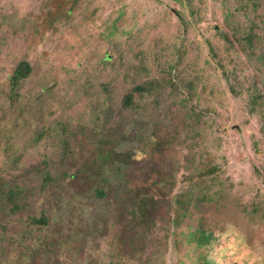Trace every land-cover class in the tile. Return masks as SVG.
<instances>
[{
  "label": "rangeland",
  "instance_id": "rangeland-1",
  "mask_svg": "<svg viewBox=\"0 0 264 264\" xmlns=\"http://www.w3.org/2000/svg\"><path fill=\"white\" fill-rule=\"evenodd\" d=\"M243 1L0 0V264L43 243L58 264H231L229 222L264 245V0ZM98 147L124 198H92ZM80 225L103 234L58 239Z\"/></svg>",
  "mask_w": 264,
  "mask_h": 264
},
{
  "label": "trees",
  "instance_id": "trees-1",
  "mask_svg": "<svg viewBox=\"0 0 264 264\" xmlns=\"http://www.w3.org/2000/svg\"><path fill=\"white\" fill-rule=\"evenodd\" d=\"M246 6L245 8H249L254 4V2H256V0H244L243 1ZM252 30L248 31L247 37H250L251 34L253 32H251ZM30 71L31 68L29 66V64L25 61H21L17 64V66L14 68V70L12 71V75L9 77L8 83H9V94L8 97H14L17 95V91L21 85V83L30 75ZM132 100V96L131 95H127L125 97V102L126 103H131ZM93 144L96 146L97 144L95 142H93ZM127 151H130V148L127 149ZM96 153V157L95 160L92 161V165L91 166H87L85 168V171L83 172L84 177L87 178V184L92 186V192H93V196L92 198H97L100 199L102 201L108 199V198H115L117 200H119L120 197L124 198L123 196L126 195L128 190V187H126L125 185H128V183L123 184L121 181H116L113 182V180L109 177L112 175H116L120 178L123 179V175L121 173H118L115 171V173H113V165L111 167L108 166V162L106 159V156L100 151V148L98 147L95 151ZM82 174V173H81ZM75 176V175H72ZM70 180H77L75 178H71ZM98 180V182H97ZM81 189V188H80ZM80 189H76V190H80ZM74 193V192H73ZM122 193H124L122 195ZM3 194H5L6 197L9 198V200H11L12 203V207H11V212L14 213L15 211L19 210L21 207L18 205V202H16L15 197L17 196L18 192L16 190V188H12L9 191H4ZM76 194V193H74ZM15 199V200H14ZM114 199V200H115ZM178 204V202H177ZM3 207V205H2ZM144 207V206H143ZM143 207H141L143 209ZM108 213H110V210L108 211ZM32 219V218H31ZM32 223L35 225H41V226H48L49 224V218H45V217H39V218H33L32 219ZM176 224V223H173ZM84 227V228H83ZM86 228V229H85ZM71 230H69V233L66 235H62V232L58 233V239L61 241V239H63V243L67 244L69 242H73L72 239L73 237L78 238V241H82V240H86V239H92L90 241H95L93 239L96 238V236L101 235L103 233H99L98 229L99 227L97 225H91L90 227L87 225H80L77 228H70ZM193 237L196 239L197 242V246H202V245H207V242H209L208 240L210 239V237H206L204 235L198 236L195 233L191 232ZM92 243V242H91ZM94 243V242H93ZM59 244V242H58ZM75 244H77V242H75ZM82 244V243H80ZM57 245V242H56ZM82 250L86 249L88 246L89 248H91L90 244H82L81 245ZM95 246V245H94ZM96 247V246H95ZM78 250H80V248H78ZM93 248L90 250L92 251ZM28 252H29V257L32 259H36L37 262L39 263H45V264H58L59 259H60V254L59 252L57 253H53V244L52 243H43L40 247H33V245H31V247L28 248ZM74 255L77 254V252H73ZM114 254V252H113ZM28 255V254H27ZM56 259V260H55ZM95 260L92 261V263L88 262L86 264H97L98 263V257L94 258ZM51 260H53V262L51 263ZM58 262V263H57ZM65 262V261H63ZM66 263V262H65Z\"/></svg>",
  "mask_w": 264,
  "mask_h": 264
},
{
  "label": "clouds",
  "instance_id": "clouds-1",
  "mask_svg": "<svg viewBox=\"0 0 264 264\" xmlns=\"http://www.w3.org/2000/svg\"><path fill=\"white\" fill-rule=\"evenodd\" d=\"M218 239L224 245L225 259H230L231 264H264V245L258 241L249 244L246 236L231 222L225 225ZM128 264L135 262L129 261Z\"/></svg>",
  "mask_w": 264,
  "mask_h": 264
}]
</instances>
